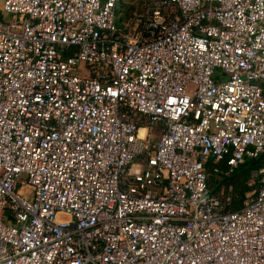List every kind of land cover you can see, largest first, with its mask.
<instances>
[{
    "label": "built area",
    "instance_id": "obj_1",
    "mask_svg": "<svg viewBox=\"0 0 264 264\" xmlns=\"http://www.w3.org/2000/svg\"><path fill=\"white\" fill-rule=\"evenodd\" d=\"M263 153L264 0H0V264H264Z\"/></svg>",
    "mask_w": 264,
    "mask_h": 264
},
{
    "label": "trees",
    "instance_id": "obj_2",
    "mask_svg": "<svg viewBox=\"0 0 264 264\" xmlns=\"http://www.w3.org/2000/svg\"><path fill=\"white\" fill-rule=\"evenodd\" d=\"M264 165V153L256 158H246L230 175L218 173L215 167L225 170L227 168L226 160L218 164L210 162L206 168L208 172V183L213 193L225 192L229 186L233 187L235 196L229 206V210H237L243 205V201L249 193L257 189L258 181L250 184L252 172L258 170Z\"/></svg>",
    "mask_w": 264,
    "mask_h": 264
},
{
    "label": "bare ground",
    "instance_id": "obj_3",
    "mask_svg": "<svg viewBox=\"0 0 264 264\" xmlns=\"http://www.w3.org/2000/svg\"><path fill=\"white\" fill-rule=\"evenodd\" d=\"M145 130H142V134L144 133Z\"/></svg>",
    "mask_w": 264,
    "mask_h": 264
},
{
    "label": "rangeland",
    "instance_id": "obj_4",
    "mask_svg": "<svg viewBox=\"0 0 264 264\" xmlns=\"http://www.w3.org/2000/svg\"><path fill=\"white\" fill-rule=\"evenodd\" d=\"M157 139V137H154V140ZM27 194V193H26Z\"/></svg>",
    "mask_w": 264,
    "mask_h": 264
}]
</instances>
